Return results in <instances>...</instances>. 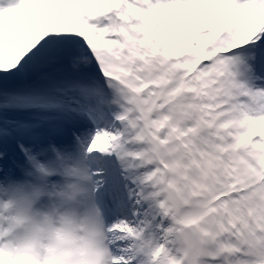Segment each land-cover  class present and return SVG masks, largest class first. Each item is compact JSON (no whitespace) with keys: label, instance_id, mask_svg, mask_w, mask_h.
Wrapping results in <instances>:
<instances>
[{"label":"snow or ice","instance_id":"snow-or-ice-1","mask_svg":"<svg viewBox=\"0 0 264 264\" xmlns=\"http://www.w3.org/2000/svg\"><path fill=\"white\" fill-rule=\"evenodd\" d=\"M81 159L113 264H264V0H0V212ZM169 193L214 221L207 254ZM6 240L0 214V264H35Z\"/></svg>","mask_w":264,"mask_h":264},{"label":"clouds","instance_id":"clouds-1","mask_svg":"<svg viewBox=\"0 0 264 264\" xmlns=\"http://www.w3.org/2000/svg\"><path fill=\"white\" fill-rule=\"evenodd\" d=\"M55 171L60 174L61 182L47 189L30 210L2 198L6 206L0 214L4 216L6 242L33 243L35 264H63L65 254L71 264H80L81 249L96 253L92 257L95 264H113L111 230L94 202L95 187L86 161L61 165ZM167 199L171 202L172 236L177 247L189 258L193 244L205 249L207 254L211 240H203L201 234L214 230L212 218L204 214L194 199H178L175 193H169ZM189 264H192L190 259Z\"/></svg>","mask_w":264,"mask_h":264}]
</instances>
